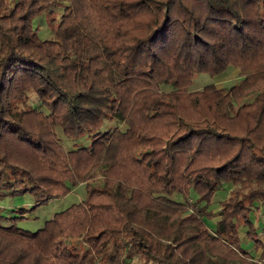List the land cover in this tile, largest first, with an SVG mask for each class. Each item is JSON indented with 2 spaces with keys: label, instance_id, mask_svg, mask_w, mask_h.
<instances>
[{
  "label": "trees",
  "instance_id": "16d2710c",
  "mask_svg": "<svg viewBox=\"0 0 264 264\" xmlns=\"http://www.w3.org/2000/svg\"><path fill=\"white\" fill-rule=\"evenodd\" d=\"M25 194L0 208V264H257L241 229L264 259V0H0V200Z\"/></svg>",
  "mask_w": 264,
  "mask_h": 264
},
{
  "label": "rangeland",
  "instance_id": "374dc122",
  "mask_svg": "<svg viewBox=\"0 0 264 264\" xmlns=\"http://www.w3.org/2000/svg\"><path fill=\"white\" fill-rule=\"evenodd\" d=\"M54 10L58 13L61 12V9L56 8ZM33 26L38 29V36L41 40H49L54 38L45 14L36 17L33 21ZM238 79H239V71L237 69L230 68L223 75H220L213 79H211L209 75L198 74L194 77L192 81V87L195 89H201L202 87L210 83H214L218 88L230 87ZM170 89H171L170 87H165V86L161 87V90L164 92H169ZM31 102L32 104L35 105L36 101L34 100V98H32ZM116 125H117L116 121H113L111 123L106 122L102 126L101 131L111 130ZM120 128H124V126L120 125ZM56 134L59 138L60 143L67 151L86 145L88 143L87 138H82L77 141L70 140L64 137L59 129H56ZM84 196H85V189L83 185H80L79 188L73 190L70 194H68L63 198L51 199L37 206L31 213L26 215L27 217L24 220H19L16 223V225L18 226V228L23 230H28L32 232L37 231L38 229L42 228L44 222L50 220L54 214L65 210L67 207H69L72 204L79 203L80 201H82ZM226 196H227V189L218 190L213 196L211 203L212 208L218 210V203L222 201ZM35 200L36 198L34 196L28 194L19 195V196L6 195L0 200V208L4 213H7L8 216H10V213L8 212L9 209L15 207H21V206L31 207L32 204L35 203ZM205 220L209 224L208 221H210L211 219H205ZM243 232L244 230L241 229L240 231L241 245L246 250L251 251V255L254 257L255 255H254L252 243L250 241L249 242L246 241Z\"/></svg>",
  "mask_w": 264,
  "mask_h": 264
},
{
  "label": "crops",
  "instance_id": "0c3cea01",
  "mask_svg": "<svg viewBox=\"0 0 264 264\" xmlns=\"http://www.w3.org/2000/svg\"><path fill=\"white\" fill-rule=\"evenodd\" d=\"M228 185H224L222 189L223 190L224 189H227V191H228L229 188H230V186H228ZM209 209H211L213 212H217V210H215V209L212 208V204L210 205ZM261 213L264 214V209L261 211ZM251 216H252V218H251ZM251 216H250L251 221H253L255 225L257 224L258 227H260L261 229H263L262 232L259 233V237L263 239L264 238V216L262 215V217H258V218L255 217V215H253V214ZM214 221H215V219L211 220V227L214 226ZM246 241L249 242L247 239H246ZM260 254H261V251L260 250L254 252V255L255 256L252 259H253V261L255 263H257L256 262L257 260H263L264 261V259L259 258L260 257Z\"/></svg>",
  "mask_w": 264,
  "mask_h": 264
},
{
  "label": "built area",
  "instance_id": "2783aa9c",
  "mask_svg": "<svg viewBox=\"0 0 264 264\" xmlns=\"http://www.w3.org/2000/svg\"><path fill=\"white\" fill-rule=\"evenodd\" d=\"M258 264H264V261L263 260H257L256 261Z\"/></svg>",
  "mask_w": 264,
  "mask_h": 264
}]
</instances>
